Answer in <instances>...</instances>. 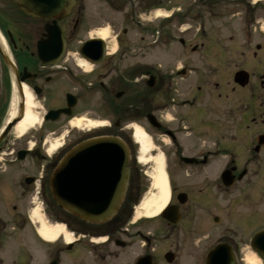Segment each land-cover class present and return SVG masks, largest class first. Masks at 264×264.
I'll return each instance as SVG.
<instances>
[{
  "label": "flooded vegetation",
  "instance_id": "flooded-vegetation-1",
  "mask_svg": "<svg viewBox=\"0 0 264 264\" xmlns=\"http://www.w3.org/2000/svg\"><path fill=\"white\" fill-rule=\"evenodd\" d=\"M47 1L30 14L15 0H0V264L6 252L11 264H28L17 244L30 237L50 249L46 264H206L217 245L231 248L235 264H249L252 256L264 264V246L255 240L264 233V210L252 205L253 198L264 204V43L255 42L261 30L253 25L264 0L191 1L188 38L179 42L188 59L166 69L159 37L136 45L119 34L103 54L94 44L86 58L83 45L98 38L84 25V0H70L68 13L48 10ZM98 1L107 12L114 7L113 0ZM239 12L249 25L241 33L245 44L225 35ZM142 32L155 35L151 28ZM239 72L248 76L245 86L236 83ZM27 94L40 122L22 131ZM75 121L82 126L72 134ZM136 128L152 146L146 164ZM110 137L121 139L130 155L117 215L102 224L77 217L72 223L51 196V176L74 148ZM159 159L170 202L158 217H138ZM93 167L94 178L114 174L107 157ZM256 179L258 196L248 188L242 193ZM95 188L105 202L114 183L97 180ZM37 209L72 231L73 241L65 233L54 243L42 241Z\"/></svg>",
  "mask_w": 264,
  "mask_h": 264
},
{
  "label": "rangeland",
  "instance_id": "rangeland-1",
  "mask_svg": "<svg viewBox=\"0 0 264 264\" xmlns=\"http://www.w3.org/2000/svg\"><path fill=\"white\" fill-rule=\"evenodd\" d=\"M191 1L193 0H113L114 7H112V10L107 12L105 7L98 0H84L83 2L86 7L84 25L86 28H90L92 37H98L99 33L107 30L108 36L105 38L106 45H112L115 43V38L119 34H121V39L124 43L136 45L151 43L159 37L160 43H158V45L160 48L162 68H173L174 66L180 68L184 65L185 60L188 59L187 52L179 42L180 40H184L186 42L188 38V34L185 31L189 27L190 20L188 19L186 11L187 6L192 3ZM230 1L234 0H224L225 4ZM255 1L257 0H254V2ZM263 3L264 2H261L262 5ZM144 7L149 9L144 11ZM260 10L257 20L255 24H253L260 27L261 29H258L262 32H258L255 40L256 43H264V12ZM160 14L167 15L168 17L157 18ZM245 20L247 21L243 14H240V12L239 14H236L231 22L233 30L231 33H225L226 37L233 35L235 37L234 43L245 44L247 37L244 36V40L241 35L243 28H249V25L245 26ZM209 23L212 24V22ZM191 24L194 25V22ZM143 28H151L155 35H149L147 32L143 33ZM123 30H127L126 35H123ZM142 37H145V40H142ZM240 59L241 58H236L238 61ZM74 132H77V129L74 128L72 130V134ZM152 167L156 169V164L152 163ZM150 172L153 173L152 170H150ZM253 183V186L244 187L242 193H244V190L248 188L250 190L247 193L251 195H254V193L257 194V191L255 190L257 187L261 186V180L256 179ZM154 194L155 191L153 187L146 189L141 202ZM252 205H255L256 210L258 211L264 210V204L260 203L256 199L254 200V198L252 199ZM241 210L244 211L245 207L243 206ZM69 217L70 216L67 214L66 218L73 223L74 219ZM67 233L68 236L73 238L72 231L68 230ZM17 245L20 247L19 250L23 251V253H28L30 257V259L27 257V260H30L28 264H46L48 261L45 256L47 255V252H50V249L46 246V244L40 242L39 239L37 241L36 237H30L27 243L23 239L22 242H19ZM18 253L20 252L18 251ZM2 257L4 259V264H11L13 255L6 252ZM22 259L25 261L24 255ZM256 264H262V262L258 259Z\"/></svg>",
  "mask_w": 264,
  "mask_h": 264
},
{
  "label": "water",
  "instance_id": "water-1",
  "mask_svg": "<svg viewBox=\"0 0 264 264\" xmlns=\"http://www.w3.org/2000/svg\"><path fill=\"white\" fill-rule=\"evenodd\" d=\"M20 8L26 13H33L32 7L41 0H15ZM46 1V0H44ZM50 4L48 10L59 7L60 12H69L70 0H59ZM56 3V5H55ZM56 6V7H53ZM94 44L100 47L102 54L104 43L101 40L89 41L82 48V53L90 58L94 50ZM236 82L242 86L248 83L245 72L238 73ZM59 114V113H58ZM100 157H107L108 164L113 166L110 171L113 175L107 177L94 178L91 173L95 171L93 167L98 163ZM129 152L124 143L118 138H98L87 141L73 149L59 165L51 178V193L56 204L66 212L80 218L83 221L93 224H102L111 220L116 214L129 181ZM107 181L114 183V190L106 195L108 201L102 202V193L96 190L95 182ZM109 207V210H99V207ZM264 233L255 240L257 246H264ZM261 241V242H259ZM255 247L256 243L254 242ZM256 250L261 251L259 247ZM207 264H234V255L227 246H217L207 258Z\"/></svg>",
  "mask_w": 264,
  "mask_h": 264
},
{
  "label": "bare ground",
  "instance_id": "bare-ground-1",
  "mask_svg": "<svg viewBox=\"0 0 264 264\" xmlns=\"http://www.w3.org/2000/svg\"><path fill=\"white\" fill-rule=\"evenodd\" d=\"M167 15L160 14L157 16V18H167ZM108 36V32L103 31L99 33L98 38L105 41V38ZM26 102H27V112H26V119L22 126V131H25L29 126H33L35 124H38L40 121L37 118V115L35 113L37 109V105L35 103L34 98L27 94L26 96ZM74 128H80L82 126V121H75L73 123ZM94 125L89 124L88 128H92ZM135 139L139 143L141 148V154H140V163L146 164L148 162L146 156L149 154V152L152 149L150 141L147 139L146 135L139 129L136 128L135 131ZM60 145L56 144L54 145L51 150L50 154H54L58 149ZM156 169L152 174V181H153V189L155 191V194L144 200L141 205V211L139 213V216H144L147 218H155L158 217L159 214L165 209V207L168 205L170 201V189L169 184L167 181V176L164 171V162L162 159H159L156 161ZM41 211L39 209L35 210L33 213L34 220L38 223V235L39 237L49 243H54L58 241L59 237L62 233H65V239H67V243H70L73 241V238L71 236H68V234L65 231V228L62 225H50L46 220L43 219L41 216ZM257 260L255 257H251L249 259V264H256Z\"/></svg>",
  "mask_w": 264,
  "mask_h": 264
}]
</instances>
